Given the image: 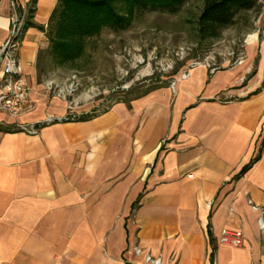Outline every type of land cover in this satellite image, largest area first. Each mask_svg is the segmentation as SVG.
<instances>
[{"label":"crops","instance_id":"1","mask_svg":"<svg viewBox=\"0 0 264 264\" xmlns=\"http://www.w3.org/2000/svg\"><path fill=\"white\" fill-rule=\"evenodd\" d=\"M16 4L31 97L16 117L0 111V264H264L249 203L264 209V41L253 36L235 68L199 65L96 109L40 77L47 37L26 23L46 29L57 0ZM15 19L0 0V52ZM225 228L241 229L243 244H221Z\"/></svg>","mask_w":264,"mask_h":264},{"label":"rangeland","instance_id":"2","mask_svg":"<svg viewBox=\"0 0 264 264\" xmlns=\"http://www.w3.org/2000/svg\"><path fill=\"white\" fill-rule=\"evenodd\" d=\"M203 5L204 0H186L176 14L145 12L126 31L104 29L88 41L79 60L67 65H59L51 58L45 33L47 44L40 52V77L58 84L55 90L69 100L93 103L97 109L151 87L171 85L181 71L189 75L199 65L210 72L244 64L248 37L264 41V0L260 11L242 13L236 24L212 43L199 41L196 33L195 22ZM254 69L255 63L242 75V84ZM234 97L230 95L229 99Z\"/></svg>","mask_w":264,"mask_h":264},{"label":"trees","instance_id":"3","mask_svg":"<svg viewBox=\"0 0 264 264\" xmlns=\"http://www.w3.org/2000/svg\"><path fill=\"white\" fill-rule=\"evenodd\" d=\"M185 3L186 0H57L46 29L33 22L26 24L45 31L49 39L51 58L59 65H67L79 60L86 51L88 41L101 35L104 29L123 32L145 12L160 11L176 14ZM261 4L262 0H204L201 13L195 22L199 41L212 43L219 40L227 28L236 24L242 13L260 11ZM18 9L22 15V8L19 5ZM30 12L33 10L31 9ZM24 26L25 23L20 32ZM17 38L20 41V34ZM157 87L159 86L151 87L144 93ZM112 101L119 100L114 99L110 103ZM80 118H83L82 115L66 119ZM45 124L37 123L35 127L39 129ZM254 161L246 165L241 174L247 171Z\"/></svg>","mask_w":264,"mask_h":264},{"label":"built area","instance_id":"4","mask_svg":"<svg viewBox=\"0 0 264 264\" xmlns=\"http://www.w3.org/2000/svg\"><path fill=\"white\" fill-rule=\"evenodd\" d=\"M20 34V26H14L12 36L3 47V60L1 63L0 73V111L10 116H18L24 113L29 106L31 97V87L28 80L23 74V67L19 58L20 41L17 36ZM188 74L184 72V78ZM54 119L48 118L44 123H51ZM43 123V122H42ZM25 131L38 130L35 124L21 127ZM252 207L259 210L261 215L258 219V224L264 228V209L256 206L249 201ZM245 239L244 232L241 229L225 228L222 230L219 241L223 245L239 247ZM136 252L140 253L141 249L136 247ZM146 260L152 264H160L161 259H154L147 255Z\"/></svg>","mask_w":264,"mask_h":264},{"label":"water","instance_id":"5","mask_svg":"<svg viewBox=\"0 0 264 264\" xmlns=\"http://www.w3.org/2000/svg\"><path fill=\"white\" fill-rule=\"evenodd\" d=\"M11 1H12V5H13V8H14V11H15V15H16L15 25L14 26H17L19 24V22L21 21V14H20V11H19L18 6L16 4V0H11ZM2 60H3V52H0V65L2 63Z\"/></svg>","mask_w":264,"mask_h":264},{"label":"bare ground","instance_id":"6","mask_svg":"<svg viewBox=\"0 0 264 264\" xmlns=\"http://www.w3.org/2000/svg\"><path fill=\"white\" fill-rule=\"evenodd\" d=\"M247 44L249 45V50H250V52L252 53L253 51V49H252V47H253V45H254V37L253 36H250L249 37V40L247 41ZM180 76L183 78L184 77V71H182L181 72V74H180Z\"/></svg>","mask_w":264,"mask_h":264}]
</instances>
